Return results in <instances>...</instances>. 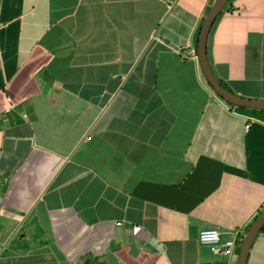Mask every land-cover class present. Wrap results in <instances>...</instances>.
<instances>
[{"label":"crops","instance_id":"crops-1","mask_svg":"<svg viewBox=\"0 0 264 264\" xmlns=\"http://www.w3.org/2000/svg\"><path fill=\"white\" fill-rule=\"evenodd\" d=\"M214 1L0 0V264H236L264 208V111L188 55ZM206 56L264 101V0H229ZM212 227L233 256L199 241Z\"/></svg>","mask_w":264,"mask_h":264},{"label":"water","instance_id":"water-1","mask_svg":"<svg viewBox=\"0 0 264 264\" xmlns=\"http://www.w3.org/2000/svg\"><path fill=\"white\" fill-rule=\"evenodd\" d=\"M229 0H215L210 6L206 16L204 17L199 33L197 36L196 54L199 67L206 82L211 87V90L228 104L258 109L264 111V101L257 99H247L233 94L228 89L223 87L219 80L213 74L206 56V39L211 27V24L220 10L225 6ZM264 224V208L257 214L253 221L248 226L238 249L236 264H246L247 255L255 235L260 231Z\"/></svg>","mask_w":264,"mask_h":264},{"label":"built area","instance_id":"built-area-1","mask_svg":"<svg viewBox=\"0 0 264 264\" xmlns=\"http://www.w3.org/2000/svg\"><path fill=\"white\" fill-rule=\"evenodd\" d=\"M188 55L197 58L196 53L191 49ZM220 232L217 227L201 229L198 234L199 241L209 245L210 249L215 252H221L228 256H233L236 249V239H229L222 245L219 243Z\"/></svg>","mask_w":264,"mask_h":264},{"label":"trees","instance_id":"trees-1","mask_svg":"<svg viewBox=\"0 0 264 264\" xmlns=\"http://www.w3.org/2000/svg\"><path fill=\"white\" fill-rule=\"evenodd\" d=\"M206 14H207V11L205 12V15H204V17L206 16ZM221 83V82H220ZM207 85L209 86V84L207 83ZM221 85L223 86V87H225L226 89H228L223 83H221ZM210 87V86H209ZM211 88V87H210ZM229 90V89H228ZM229 105H231V104H229ZM232 106V105H231ZM248 228V226L246 227V229ZM264 229V224L261 226V228H260V231H262ZM240 242H241V240H239V242H238V245H237V250H236V253H238V248H239V244H240Z\"/></svg>","mask_w":264,"mask_h":264}]
</instances>
